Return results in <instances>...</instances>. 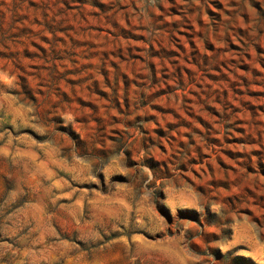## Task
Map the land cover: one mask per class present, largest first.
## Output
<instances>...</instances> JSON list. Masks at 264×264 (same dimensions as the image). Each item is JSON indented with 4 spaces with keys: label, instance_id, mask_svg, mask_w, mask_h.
I'll return each instance as SVG.
<instances>
[{
    "label": "rangeland",
    "instance_id": "rangeland-1",
    "mask_svg": "<svg viewBox=\"0 0 264 264\" xmlns=\"http://www.w3.org/2000/svg\"><path fill=\"white\" fill-rule=\"evenodd\" d=\"M0 264H264V0H0Z\"/></svg>",
    "mask_w": 264,
    "mask_h": 264
}]
</instances>
